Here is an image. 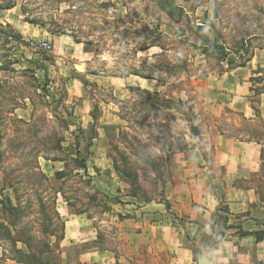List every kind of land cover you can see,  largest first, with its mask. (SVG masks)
I'll use <instances>...</instances> for the list:
<instances>
[{
	"label": "rangeland",
	"instance_id": "rangeland-1",
	"mask_svg": "<svg viewBox=\"0 0 264 264\" xmlns=\"http://www.w3.org/2000/svg\"><path fill=\"white\" fill-rule=\"evenodd\" d=\"M7 23L24 36L18 45L0 43V264H38L33 255L60 263V247L40 254L61 234L57 221L56 237L43 234L42 209L51 211L53 198L58 213L91 220L99 245L118 248L123 217L113 207L159 199L170 158L205 147L193 111L203 83L245 65L255 49L264 53V0H19L0 10V25ZM38 31L48 33L53 51L27 48ZM64 37L79 44L72 57ZM84 73L129 80H83L81 101L66 86ZM254 79L264 92V73ZM232 119L238 126L225 122L230 132H254L264 151V122ZM77 150L86 174L75 164Z\"/></svg>",
	"mask_w": 264,
	"mask_h": 264
},
{
	"label": "crops",
	"instance_id": "crops-1",
	"mask_svg": "<svg viewBox=\"0 0 264 264\" xmlns=\"http://www.w3.org/2000/svg\"><path fill=\"white\" fill-rule=\"evenodd\" d=\"M37 34L39 41L31 42L48 43L44 37L47 32ZM64 42L65 54L72 57L79 44L69 37H64ZM48 44L53 51L55 46ZM79 70L84 72L82 67ZM262 73L264 53L255 49L244 66L211 76L203 83L193 111L199 118V138L205 147H192L170 158L164 194L159 199L113 207L115 214L123 217L117 223L118 248L99 245L93 223L83 214L64 216L59 211L64 224L59 247L66 250L58 255L59 264H264V234L256 240L264 233L263 144L254 132L250 131L247 138L237 137L225 125L234 120L238 126L232 117L251 126L264 122V92H256L253 87L255 76ZM77 76L66 88L80 99L83 80L99 78L100 85L110 86L120 82L125 86L129 80L88 73ZM134 82L141 88L140 80ZM221 205L227 213L221 212ZM225 227L223 240L212 244L213 233ZM198 231L203 232L200 240L195 238ZM77 246L86 250H67ZM6 264L23 262L8 260Z\"/></svg>",
	"mask_w": 264,
	"mask_h": 264
},
{
	"label": "trees",
	"instance_id": "trees-1",
	"mask_svg": "<svg viewBox=\"0 0 264 264\" xmlns=\"http://www.w3.org/2000/svg\"><path fill=\"white\" fill-rule=\"evenodd\" d=\"M1 1H4V0H0V3ZM19 1V0H6V3L5 4H0V10H8V9H12L15 7V3ZM170 1H173V0H170ZM27 23L31 24V25H40V23H38L37 21L35 20H28V19H25ZM7 30L8 32H6L5 30ZM20 39L21 37L16 34L9 25H6V26H2L0 25V43H2L1 45L4 46V45H8V44H16L18 45L20 43ZM12 47V46H11ZM18 47V46H16ZM19 48V47H18ZM2 59V58H1ZM1 59H0V69H3L5 70V65H2L1 63ZM244 66L243 65H240V67ZM138 92H140L141 94H147V95H151L150 92L146 91V90H138ZM158 94L156 93L155 96H157ZM92 119L94 121L97 120V116L96 115H93ZM75 140L78 142V137L75 138ZM93 140V138L91 139ZM76 147H78V143L76 145ZM54 149H58V150H61V146H60V143H58ZM80 154H79V151L77 150V158L75 159V164L76 166L78 167L77 169L79 170H82L84 171V173L86 174L87 172V166H86V162L84 159H81L80 157ZM57 178H60V177H63L64 176V173H61V172H58L56 173L55 175ZM55 198H53L52 200V209L51 211H49L48 213L45 211V209L43 211L44 213V217H43V222L45 224V227H43V234L44 235H49V236H54L56 237V234H57V231L56 230V227H54V222H59L60 225H61V234L58 236V239L56 240V246L53 248V249H47V250H44V251H41L40 254H44V253H50L52 250H58L59 249V242L61 241V239L63 238V232H64V226L63 224L61 223L60 221V216H59V213L56 209V205H55ZM117 204L119 203V201H115ZM6 203L8 205H11V201L10 200H7ZM43 206L45 207L44 203H43ZM16 209V208H15ZM13 209V211H17ZM221 212H225L227 213V208L225 207V205H221ZM44 226V225H43ZM53 226V227H52ZM226 227L220 232V233H216L214 232L213 233V242L212 244H217L219 242H221L224 238V235H225V232H226ZM263 232L260 233L259 235L256 236V240L257 241H260L262 238H263ZM45 248L48 247V245L45 244L44 246ZM196 255L197 253L193 251V256L194 258L196 259ZM33 259H35L34 261H37L38 264H41L39 261L41 259V256H32ZM42 264H46V263H42Z\"/></svg>",
	"mask_w": 264,
	"mask_h": 264
},
{
	"label": "built area",
	"instance_id": "built-area-1",
	"mask_svg": "<svg viewBox=\"0 0 264 264\" xmlns=\"http://www.w3.org/2000/svg\"><path fill=\"white\" fill-rule=\"evenodd\" d=\"M27 46L28 49H30L31 51L38 53L50 50V46L46 42H42V43L29 42Z\"/></svg>",
	"mask_w": 264,
	"mask_h": 264
}]
</instances>
